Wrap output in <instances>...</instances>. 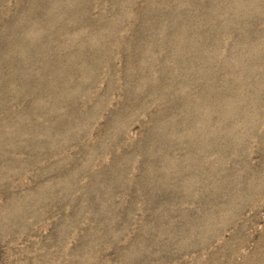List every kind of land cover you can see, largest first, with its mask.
<instances>
[{"label": "rangeland", "instance_id": "374dc122", "mask_svg": "<svg viewBox=\"0 0 264 264\" xmlns=\"http://www.w3.org/2000/svg\"><path fill=\"white\" fill-rule=\"evenodd\" d=\"M0 264H264V0H0Z\"/></svg>", "mask_w": 264, "mask_h": 264}]
</instances>
